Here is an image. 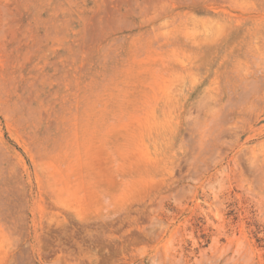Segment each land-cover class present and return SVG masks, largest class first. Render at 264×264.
I'll list each match as a JSON object with an SVG mask.
<instances>
[{
	"label": "rangeland",
	"instance_id": "obj_1",
	"mask_svg": "<svg viewBox=\"0 0 264 264\" xmlns=\"http://www.w3.org/2000/svg\"><path fill=\"white\" fill-rule=\"evenodd\" d=\"M0 264H264V0H0Z\"/></svg>",
	"mask_w": 264,
	"mask_h": 264
}]
</instances>
